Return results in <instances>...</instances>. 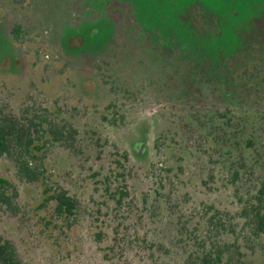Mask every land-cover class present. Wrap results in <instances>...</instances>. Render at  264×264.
<instances>
[{"label":"trees","instance_id":"obj_1","mask_svg":"<svg viewBox=\"0 0 264 264\" xmlns=\"http://www.w3.org/2000/svg\"><path fill=\"white\" fill-rule=\"evenodd\" d=\"M117 1L113 7L118 20L106 16L85 21L92 24L89 39L99 40L97 34L102 32L114 37L125 28L128 35L149 34L148 42L168 51L155 50L148 56L143 55L146 47H136L123 57L110 53L109 61L93 64L95 77L91 71L93 77L84 78L94 81L90 89L84 86V109L101 112L102 121L123 122L121 116L108 119L106 113H119L125 101L141 103L147 95L137 85H144L150 97L166 105L153 118L142 119L144 130H155L143 131L150 134L152 147L147 158L141 155L137 160L152 165L156 149L157 165L169 164L153 172V184L146 186L149 193H142L140 203L136 195L130 196L125 183L115 201L125 205L128 219L133 216L140 224L147 220L151 226L164 224L157 237L153 230L144 231V237L138 231L134 240L150 251V260L154 256L165 260L162 264H264V19H256L264 16V7L240 2L244 0ZM137 9L148 14L153 29H147L148 19L141 21ZM4 18L0 20L4 51L0 63L7 59L10 69L14 68L11 71L26 70L27 63L18 58L25 32L19 23L14 27L13 21L6 23ZM70 19L77 23L75 17ZM79 42L83 45V38ZM50 43L59 44L62 57L57 62L68 63L63 60V40ZM228 48L231 52L226 54ZM9 54L11 58L5 56ZM137 95L142 99L137 100ZM7 104H0V209L16 210L18 190L6 177L44 180L47 146L73 147L81 131L76 130L75 117L67 115L66 103H59L54 114L43 104ZM163 117L168 124L159 131ZM96 135L99 141L101 134ZM115 154L111 162L123 177L119 167L129 160L128 154ZM60 161L67 162L66 158ZM72 207L74 200L59 199L58 209ZM0 264H24L13 243L1 234Z\"/></svg>","mask_w":264,"mask_h":264},{"label":"rangeland","instance_id":"obj_2","mask_svg":"<svg viewBox=\"0 0 264 264\" xmlns=\"http://www.w3.org/2000/svg\"><path fill=\"white\" fill-rule=\"evenodd\" d=\"M85 1L86 0H0V20L5 17L4 19L7 20L6 23H10L11 21L14 22V27L20 24L22 27L21 29L25 32L22 37L19 32L17 34L23 40V47L21 53L18 54V58L20 60L22 58V61L26 62L28 65L26 70L23 69L13 72L14 68H12L13 71H11L12 69H10L11 67L7 59H4L0 63V104L4 105L8 103L7 105H11L12 107H17L22 104L33 106L43 104L51 106V103L55 102L57 106L59 103H66L67 111H73L76 107H79V110H81L85 105V101H83V99L85 100V96L82 95L85 94V90H83L84 86L86 89H90L94 82L93 80H85L84 78L86 76L91 78L93 76L95 77L92 66L96 61H109L110 53H115V55L123 57L125 54L129 53L128 51L136 47H146V49L143 50V55L147 54L151 56L155 50L167 54V49L158 48L155 43L148 42L151 40L149 34L140 33L136 36H134L135 34L128 35V33H125V28L123 33L117 32L114 37L104 35L105 33L102 32L97 34L99 40L89 39L87 32L90 30L89 27L92 26V24L88 25L89 22L85 21L88 20V18L96 19V17L106 16H112L118 20L120 18L119 14H115V9L117 8L113 6H118L117 3H119V1L88 0L89 4ZM92 1L99 4L101 8H94L91 3ZM233 1L237 2L239 0ZM251 1L244 0L240 2L248 5L255 3L263 9L264 0ZM84 2L85 4L83 5ZM137 2L138 4L142 3L139 0ZM158 9L159 8L154 9L153 13L157 14ZM204 12L206 11L204 10ZM137 13L141 21L147 23L148 19L147 24H150L149 22L151 19L147 17L148 14L144 12V10L140 9ZM71 17H75V22L77 23H74V21L70 19ZM256 19L261 22L264 16H256ZM181 20H185V17ZM141 21L139 25L143 27L144 22ZM83 22L84 24H80ZM206 22L208 23V21ZM125 23L130 24L127 21H125ZM75 24L80 25L77 27ZM85 26L87 28H85ZM147 29H153V25H147ZM99 31H102V29ZM80 38L84 40L83 45H80ZM53 39H62L65 43L66 48L63 60H68L69 64L64 63L63 65L57 62L62 56L58 52L59 44L50 43ZM100 39L103 40L100 41ZM146 39L148 40L146 41ZM228 42L229 40H226L225 43ZM230 48L225 52L226 54L231 52ZM0 50V54H3L4 51L2 48ZM5 56L9 58L12 57L11 54ZM102 64L101 67H103ZM227 65L228 62H226L224 66ZM155 75H159V73ZM137 87L140 92L145 91L144 95H147L143 97V100H141L142 96L137 95V100H141V103L125 101L124 105L121 106L123 109L122 111L119 113L108 111L106 115L108 119L121 116L123 118V122L121 123L123 124L122 129L129 130L118 132L110 131L111 128L103 124L104 128L107 127L106 131H100V140H96V144L102 146V148H100V150L102 149V153L101 151L99 152L102 155L99 160H97L98 167L96 170H100L102 173L109 175L108 171L111 168H109V165L112 158L116 157L113 156V154L126 152L129 160L126 163L121 162L122 164L119 167L123 177H120L116 173L115 175L120 177L118 182L112 179V174H110L111 176H109L108 179H103L101 181L96 180L93 191L89 194L79 193L72 188V192L76 195L75 198L77 200L78 211H76V215L71 219L59 221L60 219L57 220L52 216L54 223L47 227L45 225L42 226L40 221L44 220L43 217H46V220H50L51 216L50 214H45L36 209L30 210L27 212L29 213L27 216H23L19 219L17 223L20 230L15 229V231L10 232V237L25 264H36L35 257L38 256V254L33 250L34 247L36 248L37 246L40 250L51 252L49 245L52 244L58 246L55 250L59 256L48 260L51 263L60 261L62 264H75L74 261V263H72L66 260V256L70 257V253L74 250V248H71L73 244H78L80 248L85 249L82 256L86 255L87 251L92 261L90 264H162L165 262V260L157 261L155 256V259L153 258L150 260V251L146 250L145 247H139L137 240H134L135 234L138 231L140 235L144 237L142 234L144 231L147 230L149 232L153 230L152 232H155L154 235L157 237L164 224L159 225L158 222L151 226L148 225L149 222H147V220L140 224V221L136 220L133 216H130L129 219L126 218L127 208L124 212L123 208L111 200L112 193L108 190V187L112 184L119 185V189L125 188L123 183H127L128 185L131 184L132 187L128 189L129 194L133 198H135L136 195L135 199L140 203L142 193H149V189H147L146 186L153 184V172L155 173V170L165 168V166L169 164L163 161L161 164L157 165L156 161L159 158L158 155L156 156V149L154 151L155 157L151 160L153 163L152 165H149L148 161L143 162L137 160L141 155L147 158L148 148L151 149L152 147L151 138H149L150 135H146L141 131L143 121L139 118H142V116L152 111H158V109H164L166 107L164 102L155 100L152 96L150 97V91L146 90L144 85L143 88L139 85H137ZM89 110L86 109V112ZM83 111H85V109H83ZM151 116L154 117L155 115L153 114ZM132 118H134L133 123H131L130 120ZM164 118L165 117L162 118V124L160 121L158 126L159 131L166 130L168 123L166 124L167 121L166 119L164 120ZM132 128L133 131H130ZM98 136L96 135L95 138H93L96 139ZM119 158L120 157H118V159ZM154 162L156 163L154 164ZM62 165L63 163L61 164L60 159L55 158L51 160L50 166H46V168H50L49 173L52 174L55 172L52 169L57 171V168L63 167ZM89 165H91L90 156L86 152L82 162H80L79 170H77V180L71 181L77 182L79 186L80 183H83L84 187L86 185L85 180L88 181L92 179L90 177L92 172L87 176L90 177L89 179L86 177ZM69 171L70 170H67V172ZM74 174L75 171H73V175ZM47 181L50 183L49 180ZM99 187H103L101 192L95 190L99 189ZM213 196L216 195L213 194ZM25 201H27V199H25ZM25 234L30 236V243L26 239L25 241L23 236H21H25ZM150 237H152V233ZM43 245L45 246L43 247ZM63 247L65 249H63ZM63 250H65V252L61 253ZM104 254H108L109 257H116L118 260H115V262L109 260V263H105L102 258ZM40 255H43V253L41 252ZM132 256L138 259L133 261Z\"/></svg>","mask_w":264,"mask_h":264},{"label":"flooded vegetation","instance_id":"obj_3","mask_svg":"<svg viewBox=\"0 0 264 264\" xmlns=\"http://www.w3.org/2000/svg\"><path fill=\"white\" fill-rule=\"evenodd\" d=\"M83 101H85V104H86L87 100L83 99ZM49 106L47 105L49 114H54L55 109L58 106L55 105V102H52L51 106L50 107ZM83 109L84 107H82L81 110L79 111L78 110L69 111V113L67 114L68 116L71 115L75 117L74 123H75L76 130L81 131L75 137L74 146L67 147V146H64V145L61 146L55 143L54 144L52 143L51 145L47 146L46 156L43 161V167L46 169L44 180L42 179L39 182H27V181H23L19 176H16L14 174H11V176L6 177L15 184L18 190V197L14 199L17 205V208L16 210H13L6 206L2 210L0 209V234L3 236V238L8 239L13 243L16 253L19 257L20 255L17 251V248L12 238L10 237V232L15 231V229L20 230V228H18L17 221H19V219H21L23 216H27L29 214L27 212H29L30 210L36 209L37 211L39 210L40 212H44L45 214H50L51 216L50 220L49 219L46 220V217H43L44 220L40 221L42 226L45 225L46 227L54 223V220H52V216H54L57 220L60 219L59 221L61 220L63 221V219H71L73 218L74 215H76V211H78L77 200L75 198L76 195L72 192L71 190L72 188H74L79 193L89 194L93 191V188L95 186L94 183L96 182V180L101 181L103 179H108L109 176H111L110 174H112L113 176L112 179H114L115 182H118V179L120 178L119 176H117L119 174L115 175L117 173V166H115V163H112V162L110 163L109 168L111 167L110 169H112V171L110 173V169H109L108 172L110 174L109 175L107 174L108 175L107 178H106L107 175L104 177L101 175L102 172H100V170H96V168L98 167L97 166V160H99L98 156L102 155L101 154L102 149L100 150L102 146L97 145L96 140L94 138L97 133H100V131H106L107 127L111 128L110 131H115V132L128 131L129 129H126V130L122 129L123 124L121 123L118 125H115L116 123L114 122L112 124L109 121H102L101 112L92 111V110H89L86 112V110L83 111ZM155 113H156V110L142 116V118H139V119L149 120L153 118V116L151 115L153 114L155 115ZM130 120H131V123H133L134 118ZM103 124L107 125V127L104 128ZM144 125L145 124L143 123L141 131H154L155 130V128L154 130L153 129L144 130V127H145ZM130 131H133V128ZM77 149H79V151ZM100 151L101 153H99ZM86 152L90 156V164H91L87 168L88 172L86 173V177L90 175L89 174L90 172H92V174L90 175L92 179L90 180L89 179L90 177H87L89 180L88 181L85 180L86 185L83 187L84 185L83 183H80V186H79L77 182H72L71 180H75V179L77 180L76 178L77 170H79L80 162H82L83 156L86 154ZM55 158L56 159L66 158L67 162L62 165L63 167L57 168V171L55 169H52L55 172L50 174L49 173L50 168L48 169V167L46 168V166H50L51 160ZM67 170H70V171L67 172ZM73 171H75L74 175H73ZM47 180H49L50 183H48ZM69 182H72V183H69ZM125 184L128 189L132 187L131 184H130L131 186L128 185L127 183ZM68 186H71V187H68ZM118 187L119 185L117 186L115 184H112L111 186L108 187L109 188L108 190L111 191L112 193L111 200H113L114 202L118 198V194H119V190H117L119 189ZM102 188L103 187H99V189H95V190L101 192ZM44 189L46 190L48 189L49 192L45 193ZM70 191L72 192L73 195L71 194ZM64 196H67L71 200H74V207H72L71 210L64 211L60 208L58 209L59 199L61 197L64 198ZM25 199H27V201H25ZM121 208H123L125 212V205L124 206L122 205ZM21 236H23L24 240L26 239L30 243L29 235L25 234V236L24 235H21ZM44 246L45 245H43V247ZM49 246L51 248V252L47 250L46 251L40 250L38 249L37 246L36 248L34 247L33 250H35V253L38 254V256L35 257L36 264H62L60 261H55V263H51L50 261H48V260L54 259L56 256H59L57 254V251L55 250L56 248H58V246H55L53 244ZM71 248H74V250L73 252L70 253V257L66 256V260L72 263L75 262V264L92 263L89 255L87 254V251H86V255H83L84 256L83 258L82 254L85 252V249L80 248V245L73 244ZM63 249L65 248L63 247ZM41 252L43 253V255H40ZM64 252L65 250L61 251V253H64ZM102 258L104 259L105 263H109V260H111V262H115V260H118L116 257H111V256L109 257L108 254L106 255L104 254ZM132 259L134 261L135 259H138V258H134L132 256Z\"/></svg>","mask_w":264,"mask_h":264}]
</instances>
